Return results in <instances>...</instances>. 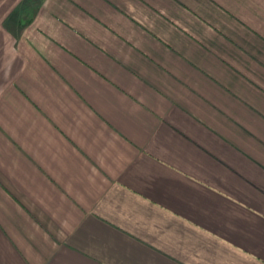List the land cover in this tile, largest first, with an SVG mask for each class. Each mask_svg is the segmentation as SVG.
Listing matches in <instances>:
<instances>
[{"label": "crops", "instance_id": "1", "mask_svg": "<svg viewBox=\"0 0 264 264\" xmlns=\"http://www.w3.org/2000/svg\"><path fill=\"white\" fill-rule=\"evenodd\" d=\"M28 2L0 29V264H264V0Z\"/></svg>", "mask_w": 264, "mask_h": 264}, {"label": "rangeland", "instance_id": "2", "mask_svg": "<svg viewBox=\"0 0 264 264\" xmlns=\"http://www.w3.org/2000/svg\"><path fill=\"white\" fill-rule=\"evenodd\" d=\"M19 0H0V29H7V25H8V22H10L11 20V17H8L9 13H10V10L12 9V7L18 2ZM28 4L31 6V10H26V12L24 13V20H26V16H30V12L31 11H34L36 10L40 5H41V2H38V3H35L33 2V0H28ZM32 1V2H30ZM35 3V4H34ZM27 18V20H28ZM7 19V20H6ZM0 34H1V31H0ZM0 46H2V44L0 43ZM2 49V50H1ZM4 51V54L1 55V53H3ZM5 49L4 48H1L0 47V59H7L6 55H5ZM2 56V58H1ZM3 56L5 58H3ZM0 69H1V62H0Z\"/></svg>", "mask_w": 264, "mask_h": 264}]
</instances>
